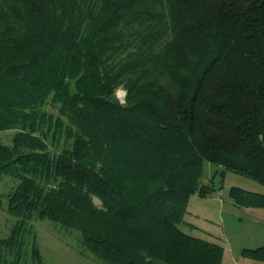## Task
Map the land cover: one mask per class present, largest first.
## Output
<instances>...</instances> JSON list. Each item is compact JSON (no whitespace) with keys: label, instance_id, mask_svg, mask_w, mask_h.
<instances>
[{"label":"trees","instance_id":"16d2710c","mask_svg":"<svg viewBox=\"0 0 264 264\" xmlns=\"http://www.w3.org/2000/svg\"><path fill=\"white\" fill-rule=\"evenodd\" d=\"M8 129L0 181L17 184L0 208L16 221L0 264H45L44 218L105 264H222L220 241L181 224L191 196L214 191L206 162L264 184V0H0Z\"/></svg>","mask_w":264,"mask_h":264},{"label":"rangeland","instance_id":"374dc122","mask_svg":"<svg viewBox=\"0 0 264 264\" xmlns=\"http://www.w3.org/2000/svg\"><path fill=\"white\" fill-rule=\"evenodd\" d=\"M126 90L119 87L116 97L125 102ZM58 107L49 101L44 105L47 112H58ZM46 129V128H45ZM15 129L0 130V143L11 144ZM62 136L59 146L66 145ZM69 145V142H67ZM202 181L209 183L214 191L207 196L194 194L181 224L188 233L209 240L220 241L224 245L223 263H233L232 255L241 251L244 244H256L255 238L264 232V207L241 206L231 196L233 188L264 194V184L258 180L236 172L224 170L216 163L206 162ZM17 184L11 176L0 181V198ZM96 204L101 201L95 197ZM0 208V238L10 234L16 218L7 212L6 204ZM37 235V243L45 264H105L81 243L79 232L67 229L48 218L32 221ZM234 258V257H233Z\"/></svg>","mask_w":264,"mask_h":264},{"label":"crops","instance_id":"0c3cea01","mask_svg":"<svg viewBox=\"0 0 264 264\" xmlns=\"http://www.w3.org/2000/svg\"><path fill=\"white\" fill-rule=\"evenodd\" d=\"M256 244H244L241 251L238 253H235L232 255V261L233 263L230 264H264V258L261 257H253L247 253L244 252V250L251 249V248H257L264 245V232L262 231L261 234H259L258 237H254ZM234 257V258H233ZM222 264H227L223 263Z\"/></svg>","mask_w":264,"mask_h":264}]
</instances>
